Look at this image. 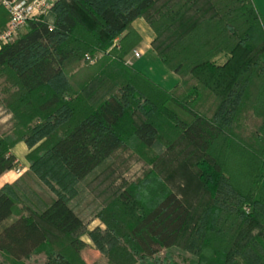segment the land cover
<instances>
[{
    "label": "trees",
    "instance_id": "obj_1",
    "mask_svg": "<svg viewBox=\"0 0 264 264\" xmlns=\"http://www.w3.org/2000/svg\"><path fill=\"white\" fill-rule=\"evenodd\" d=\"M51 12L52 24L30 20L0 46V92L15 119L0 134V176L17 165L19 142L32 149L29 170L0 189V264L38 254L88 264L72 185L123 146L144 157L178 138L200 154L208 204L198 222L189 226L188 203L151 170L101 209L107 249L95 229L96 249L108 264H180L170 250L187 235L195 258L186 264H264V18L255 1L57 0ZM143 16L154 51L181 78L171 90L125 60L145 36L135 26ZM8 19L0 5V30ZM87 55L97 56L91 67L81 66ZM39 181L55 196L36 192Z\"/></svg>",
    "mask_w": 264,
    "mask_h": 264
},
{
    "label": "rangeland",
    "instance_id": "obj_2",
    "mask_svg": "<svg viewBox=\"0 0 264 264\" xmlns=\"http://www.w3.org/2000/svg\"><path fill=\"white\" fill-rule=\"evenodd\" d=\"M0 5L3 6L2 4ZM8 14L10 19V13L8 12ZM41 17L51 24L53 23L54 18L52 12L42 15ZM135 26L143 30L144 33L146 29L148 32L147 34L153 38L152 35L154 34L149 28V21L146 16L139 18L135 22ZM17 37H15V39ZM145 38L146 36H144V38L130 51L125 59L126 62L129 65L132 63L135 67L142 70L165 87L173 89L176 84L174 73L163 64L160 57L153 51L144 48L146 52L144 54L142 52L141 57H135V55H133L134 51L139 49V45L145 42L143 41ZM95 58H97V56ZM95 58H91L90 55H87V60L82 59L81 66L91 67L96 60ZM11 90H14V88H11ZM140 118H142V115L138 112L136 114V119L140 120ZM39 122H42L40 118L34 119V124ZM14 123V113L11 108L6 106L5 100H2V94L0 92V134H10L14 128ZM44 140L45 138L43 141ZM35 147L36 146L33 148ZM31 150L32 149L29 147V152ZM16 152L18 156L22 155L20 151L17 150ZM39 154L40 157L44 156V153ZM198 156H200V154L181 138H178L175 144L165 139H162L160 142L158 141L150 151H146L144 157L140 156L133 149L123 146L107 161L95 169L87 179L77 183L75 186L72 185V190L69 191L70 203L81 213L85 221L84 227L76 233V236L82 243L81 248L83 256L88 264H108L109 261L105 252L102 253L96 249L90 234L91 231L96 229L95 231L99 240L106 247L105 250L107 249V244L105 243L106 239L103 237L107 225L98 215L101 209H104L109 200L115 197L127 185L139 181V179L143 178L145 174L151 170L159 172L164 179L166 178L168 185L176 190L188 203L192 210L189 226H194L198 222L202 210L208 204L206 203L208 201V195L204 187H202V183L199 181L200 171L198 166L195 165ZM49 178L51 179L50 181L57 186V181L52 177ZM258 178L261 179L262 176L259 174ZM33 187L36 192H39L45 197H49V195L55 196L48 184L43 181H39V183L34 184ZM32 199L35 200L34 202L38 203L35 196H33ZM247 207L249 206H246V208ZM49 233L52 234V238L55 237L54 234L58 235L52 228ZM187 239L188 236H184L183 241L170 250L173 252L175 260L180 264H186V261L188 262L190 259L195 258L193 247L188 245ZM167 252V250H164L160 256H166L168 254ZM0 259H4L2 255H0ZM24 263L47 264V257L44 254L34 255L31 259L25 260Z\"/></svg>",
    "mask_w": 264,
    "mask_h": 264
},
{
    "label": "built area",
    "instance_id": "obj_3",
    "mask_svg": "<svg viewBox=\"0 0 264 264\" xmlns=\"http://www.w3.org/2000/svg\"><path fill=\"white\" fill-rule=\"evenodd\" d=\"M57 0H0L10 13V19L0 30V46L11 42L27 27L30 20L49 14ZM142 52L135 50L134 55L140 57ZM89 57V56H88ZM18 172L21 170L18 169ZM247 210H249L247 208Z\"/></svg>",
    "mask_w": 264,
    "mask_h": 264
},
{
    "label": "crops",
    "instance_id": "obj_4",
    "mask_svg": "<svg viewBox=\"0 0 264 264\" xmlns=\"http://www.w3.org/2000/svg\"><path fill=\"white\" fill-rule=\"evenodd\" d=\"M259 11L261 12L263 18H264V0H254ZM28 31V26L25 27L22 30V33L27 32ZM148 32L145 29V36L146 38L143 40L145 41L143 44L141 43L139 45V49L141 52H143V54L146 52L145 49H150L151 51H153L157 56L158 54L154 51L153 47H152V38L151 36H149L147 34ZM145 48V49H144ZM134 55V54H133ZM142 55V54H141ZM132 56V55H131ZM136 57V56H135ZM141 57V56H140ZM159 57V56H158ZM131 58V57H130ZM131 63V62H130ZM132 64V63H131ZM164 64V63H163ZM133 65V64H132ZM134 66V65H133ZM137 68V67H136ZM142 71V70H141ZM171 71V70H170ZM172 73H174V80H176V84H178L181 80L180 76L178 74H176L175 72L171 71ZM146 74V73H145ZM148 75V74H146ZM149 76V75H148ZM150 77V76H149ZM152 78V77H150ZM153 79V78H152ZM154 80V79H153ZM156 81V80H155ZM157 83H159L158 81H156ZM161 84V83H159ZM175 84V85H176ZM162 85V84H161ZM174 85V87H175ZM163 87H165L164 85H162ZM168 90H171L170 88L165 87ZM20 151L22 153L21 156H18L16 151ZM13 154H15V156L17 157V165L13 168V169H9L6 172H4L1 176H0V189L2 187H4L6 184H12L13 182H15L20 176L21 174H23L26 170L29 169V163L27 161V154L29 152V147L27 146V144L25 142H19L13 149H12ZM20 169L21 171L18 172L17 170Z\"/></svg>",
    "mask_w": 264,
    "mask_h": 264
}]
</instances>
